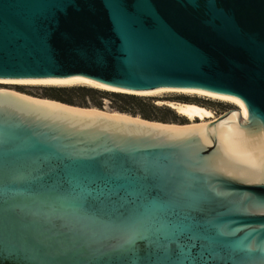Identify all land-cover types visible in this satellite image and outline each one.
<instances>
[{
  "label": "water",
  "instance_id": "95a60500",
  "mask_svg": "<svg viewBox=\"0 0 264 264\" xmlns=\"http://www.w3.org/2000/svg\"><path fill=\"white\" fill-rule=\"evenodd\" d=\"M0 80L245 114L164 128L0 91V264H264V0H0Z\"/></svg>",
  "mask_w": 264,
  "mask_h": 264
},
{
  "label": "rangeland",
  "instance_id": "374dc122",
  "mask_svg": "<svg viewBox=\"0 0 264 264\" xmlns=\"http://www.w3.org/2000/svg\"><path fill=\"white\" fill-rule=\"evenodd\" d=\"M58 88H66V89L84 88L86 90L93 91V93L91 92L84 97H81L77 94L76 95L73 94L72 97L74 104L73 105L65 104V105L72 106L75 108H81L85 110L102 111L108 114L125 115L128 117L142 119L148 122L161 123L166 125H176V126L202 125L207 122L215 120L223 113L227 112L228 110L239 109V107L234 103L227 102L221 99H215L209 96H203L200 94H192V93L158 92L148 95H137V94L132 95L125 93L103 91L92 88L84 84H70V85L52 84V83L25 84V85L0 84L1 92H7L11 94L18 93L35 99L50 100V101H55L51 99L50 96H53L54 93L52 94V91ZM113 94H123L128 96L131 95L134 96L135 98L153 101L156 107L163 110V111L153 112L155 118L161 119V121L154 119L147 120L143 118L140 114L133 115L130 113L120 112L118 110V107L121 106V103L118 100L112 98ZM168 103L196 104L211 111L213 114V118L205 119L204 121H200L197 119L194 121H190L177 114L176 111H174L172 108L168 106Z\"/></svg>",
  "mask_w": 264,
  "mask_h": 264
},
{
  "label": "bare ground",
  "instance_id": "6f19581e",
  "mask_svg": "<svg viewBox=\"0 0 264 264\" xmlns=\"http://www.w3.org/2000/svg\"><path fill=\"white\" fill-rule=\"evenodd\" d=\"M40 83H52V84H84L87 86H90L92 88L95 89H99V90H103V91H109V92H117V93H125V94H137V95H148V94H154V93H158V92H179V93H192V94H200L203 96H209L215 99H221L227 102H231L236 104L239 107V110L242 112V115L245 116L244 114V107L243 105L235 98L232 97H228V96H222V95H216V94H212V93H207V92H203L200 90H184V89H157V90H153V91H148V92H127V91H123V90H119L116 88H111L108 86H104L95 82H91V81H87V80H71V81H66V82H60V81H53V80H0V84H9V85H14V84H40ZM14 95L17 96H21L27 99H31V100H35L38 102H42V103H46V104H52V105H58V106H63L66 108H70V109H74V110H80L79 108H74V107H70V106H66L54 101H48V100H41V99H35L32 97H28L25 95H21L18 93H12ZM168 106L170 108H172L174 111H176L177 114H179L180 116L190 120V121H194V120H200V121H204L205 119H211L213 118V114L211 111H209L208 109L201 107L199 105L196 104H181V103H168ZM84 111H93V112H98L101 113L99 111L96 110H85L82 109ZM112 116H117V117H121V118H126V119H130L132 120L131 117L125 116V115H119V114H111ZM134 121H138V122H142V123H146V121H143L141 119L135 118ZM151 125L154 126H160V127H164V128H173L174 125H170V127L168 126H161V124L158 123H152ZM205 125V124H202ZM194 126V125H191ZM190 127V126H187ZM181 128H186V127H181Z\"/></svg>",
  "mask_w": 264,
  "mask_h": 264
},
{
  "label": "trees",
  "instance_id": "16d2710c",
  "mask_svg": "<svg viewBox=\"0 0 264 264\" xmlns=\"http://www.w3.org/2000/svg\"><path fill=\"white\" fill-rule=\"evenodd\" d=\"M93 93V91L86 90L84 88L77 89H66V88H58L52 91L53 96H50L51 99L61 102L64 104L73 105V94H77L81 97L87 96L89 93ZM112 98L118 100L121 103V106L118 107V110L122 113H130L133 115L140 114L143 118L147 120H159L155 118L153 112L155 111H163L156 107L151 100L139 99L134 96H128L123 94H113Z\"/></svg>",
  "mask_w": 264,
  "mask_h": 264
},
{
  "label": "snow or ice",
  "instance_id": "6c2138e0",
  "mask_svg": "<svg viewBox=\"0 0 264 264\" xmlns=\"http://www.w3.org/2000/svg\"><path fill=\"white\" fill-rule=\"evenodd\" d=\"M92 196L94 197L93 199L90 200V206L97 208V209H102V202L98 199L96 195H94V190L92 192ZM121 215H123V210H118Z\"/></svg>",
  "mask_w": 264,
  "mask_h": 264
}]
</instances>
